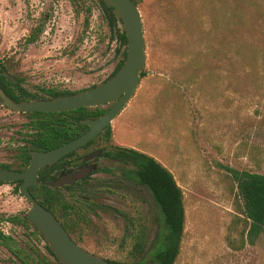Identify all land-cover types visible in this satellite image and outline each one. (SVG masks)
<instances>
[{
	"label": "rangeland",
	"instance_id": "rangeland-1",
	"mask_svg": "<svg viewBox=\"0 0 264 264\" xmlns=\"http://www.w3.org/2000/svg\"><path fill=\"white\" fill-rule=\"evenodd\" d=\"M136 5L145 75L111 122V138L100 135L77 154L124 147L170 170L185 210L174 264H264V231L241 245L235 180L242 171L264 173V0ZM36 27L41 32L27 43ZM117 44L99 0H0V60L36 97H47V89L78 92L106 80L119 60ZM53 119L0 106V167L23 168V153L36 148L33 142ZM113 165L90 177L84 192L51 186L62 195L57 215L75 208L71 235L90 253L109 262L155 264L160 209L147 186L131 176L119 179L122 171ZM80 196L102 208L83 206ZM29 207L16 183H0V231L27 253L50 259L44 242L7 221ZM0 264L22 263L0 245Z\"/></svg>",
	"mask_w": 264,
	"mask_h": 264
},
{
	"label": "trees",
	"instance_id": "trees-1",
	"mask_svg": "<svg viewBox=\"0 0 264 264\" xmlns=\"http://www.w3.org/2000/svg\"><path fill=\"white\" fill-rule=\"evenodd\" d=\"M99 1L104 10L107 24L115 34L118 42L116 53L119 55V60L112 72L108 75L107 78H109L116 73L124 61L126 36L125 33L121 32L118 28L117 20L112 12V8L108 7L103 0ZM133 1L135 4H137L138 0ZM40 32L41 27L34 28L26 37L27 43L35 41ZM144 75L145 72L143 71L141 73V77H144ZM0 88L6 93L7 96L16 102L37 98H53L74 93L71 91H56L55 89H47L43 90V93H45L47 97H36L27 91V89L22 85L20 78H16L15 76H11L9 74L8 69L1 60ZM106 110L107 109L101 108V106H96L91 108L81 107L76 110L61 113L32 112V115H47L56 117V119H53L47 123V132L40 135L37 141L33 142V144L38 148L51 149L69 142L81 135L86 130V126L81 123V120L98 118ZM100 135H105L107 139H110L112 135L111 126L108 125L97 137ZM94 141L95 139L83 146L82 149H87L93 144ZM77 153L78 151L75 150L67 154L51 170L60 167L64 168L66 164L80 160L82 154ZM23 154L24 164L27 165L29 156L26 152ZM112 156L115 159H118V161L123 165L121 167L122 176L119 179L126 180L131 176L139 185L147 186L152 193L156 205L160 209L163 220V228L161 233V241L154 252L153 261L155 264H174V261L180 251V240L183 234L185 222L183 192L181 187L177 184L173 174L169 169H167L154 157L146 153L135 149L118 147L114 148L112 151ZM130 167H133L134 170L131 171ZM0 168H8V166L1 165ZM52 179H54V177H52ZM235 180L237 182L236 197L240 198V203H238V212L241 215L240 219L242 221L240 241L243 247L246 242L254 243V239H256V237H258V235L264 231V173L260 174L242 171L235 175ZM86 181H84L82 185L77 184L75 186H66V188L72 189L77 187L79 191L84 192L85 186L88 183V181ZM12 183H16L18 185L19 181ZM57 190L58 189L54 190V188L52 189L46 187L44 180L42 181V185L31 186L29 188L32 196L46 209L53 212V214L58 218L63 227L72 237L71 234L76 223V220L72 216H76L77 212L75 211V208H70L69 213L65 212L61 215V217L57 215V207L61 198ZM78 198H86V196H80ZM64 209H66V207ZM7 221L13 224H20L27 230H30V234L32 236H34L38 241L44 242V249L51 257L49 259L46 255H40L38 252L32 249H29L30 252L27 253L23 247L18 245L15 239L0 231V245L13 254L19 261H21L22 264H61L49 249L48 244L37 232L36 228L28 222L25 215L22 217L11 216L7 218ZM110 262L112 264H121L120 262L116 261Z\"/></svg>",
	"mask_w": 264,
	"mask_h": 264
},
{
	"label": "water",
	"instance_id": "water-1",
	"mask_svg": "<svg viewBox=\"0 0 264 264\" xmlns=\"http://www.w3.org/2000/svg\"><path fill=\"white\" fill-rule=\"evenodd\" d=\"M103 1L112 8L118 28L126 36L125 58L114 75L93 87L69 95L22 102L14 101L0 88V106L18 113H61L81 107L91 108L111 104L100 117L83 119L81 123L87 125L88 129L73 140L47 151H28L30 160L25 170L0 168V183L22 180L19 192L30 204L29 209L25 212V217L36 228L61 264L112 263L90 253L75 242L53 212L46 209L32 196L29 188L40 183L38 180L40 169L52 166L62 157L85 146L111 124L134 95L146 62L142 18L135 2L133 0ZM100 152L101 150L91 153L85 156L84 160L90 161ZM108 164L110 163L108 162ZM92 170L93 166L87 165L70 169L61 173L59 178L54 181V185L60 187L65 184H73L91 173Z\"/></svg>",
	"mask_w": 264,
	"mask_h": 264
},
{
	"label": "flooded vegetation",
	"instance_id": "flooded-vegetation-1",
	"mask_svg": "<svg viewBox=\"0 0 264 264\" xmlns=\"http://www.w3.org/2000/svg\"><path fill=\"white\" fill-rule=\"evenodd\" d=\"M75 93V92H74ZM47 99V98H46ZM32 100V99H31ZM25 101H27V100H25ZM111 106V105H110ZM109 106V107H110ZM108 107V108H109ZM107 108V109H108ZM32 113V112H31ZM89 119H94V118H89ZM82 121V120H81ZM85 125V124H84ZM86 126V130L88 129V127H87V125H85ZM85 130V131H86ZM84 131V132H85ZM83 132V133H84ZM97 138V137H96ZM96 138H94V139H96ZM93 139V140H94ZM92 141V140H91ZM88 144V143H87ZM47 147V146H46ZM83 147V146H82ZM82 147H80L79 149H77V151H79V150H81L82 149ZM30 150H39V151H47V150H49V149H47V148H38L37 146H36V148H32V149H29V150H27V154H28V151H30ZM101 150V152L99 153V154H97V155H95L94 157H93V159L92 160H90V161H85L84 160V157L85 156H87V155H89V154H91V153H96V152H98V151H100ZM28 156H29V160H30V155L28 154ZM62 158H64V157H62ZM61 158V159H62ZM60 159V160H61ZM29 160H28V163H27V165L29 164ZM60 160H58L55 164H53L52 166H45V167H43L42 169H40L39 170V172H38V180H39V184H41L42 183V181L44 180V182H45V185H46V187H51V186H55L54 185V181L56 180V179H58L59 178V176H60V174L61 173H63V172H66V171H68V170H70V169H73V168H80L81 166H83V165H87V166H93V170H92V172L91 173H89L88 175H86L85 177H83V178H81L80 180H78V181H76V182H74L73 184H65V185H63V186H60V187H57V188H62V187H64V188H66V186H75V185H77V184H82L84 181H89L90 179V177H92L94 174H96V173H102V172H104V173H106V172H108V171H111L112 170V168L114 167V163H115V161L117 162V164H118V166H119V169L121 170V167L123 166L122 164H121V162H119L118 161V159H115L113 156H112V152H110L109 150H107V149H104L103 147H101V148H94V149H90L89 151H86V152H84L83 154H82V157H81V159L80 160H77V161H74V162H72V163H69V164H66L65 165V167L63 168V167H60V168H54L53 170H51L53 167H55L57 164H58V162L60 161ZM108 162L110 163V164H108ZM27 165H25L23 168H15L14 170H18V171H23V170H25L26 169V167H27ZM8 169H11V168H8ZM52 172H55V175H53L52 174ZM52 177H54V179H52ZM40 179H42V180H40ZM19 181V184H18V186L22 183V180H18ZM86 181V182H87ZM16 182V181H15ZM38 184V185H39ZM56 187V186H55ZM61 195V194H60ZM61 197H62V195H61ZM82 202H83V206H88L89 208L91 207V204H93L94 206H97L98 208H102L100 205H97V204H95V202H93V201H91V198H82Z\"/></svg>",
	"mask_w": 264,
	"mask_h": 264
}]
</instances>
